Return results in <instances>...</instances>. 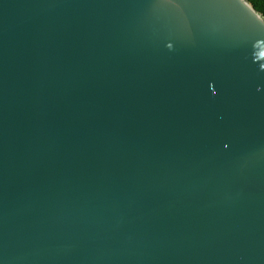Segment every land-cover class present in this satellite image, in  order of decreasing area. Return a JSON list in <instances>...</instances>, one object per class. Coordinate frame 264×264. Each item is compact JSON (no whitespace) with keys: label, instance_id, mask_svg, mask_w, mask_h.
<instances>
[{"label":"water","instance_id":"95a60500","mask_svg":"<svg viewBox=\"0 0 264 264\" xmlns=\"http://www.w3.org/2000/svg\"><path fill=\"white\" fill-rule=\"evenodd\" d=\"M0 264H264L248 0H0Z\"/></svg>","mask_w":264,"mask_h":264},{"label":"trees","instance_id":"16d2710c","mask_svg":"<svg viewBox=\"0 0 264 264\" xmlns=\"http://www.w3.org/2000/svg\"><path fill=\"white\" fill-rule=\"evenodd\" d=\"M264 17V0H248Z\"/></svg>","mask_w":264,"mask_h":264}]
</instances>
